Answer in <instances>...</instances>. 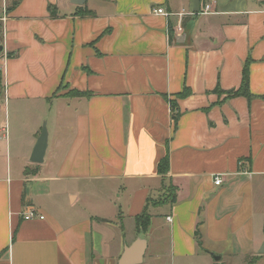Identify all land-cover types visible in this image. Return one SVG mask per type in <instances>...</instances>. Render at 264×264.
I'll return each instance as SVG.
<instances>
[{
  "label": "crops",
  "instance_id": "obj_1",
  "mask_svg": "<svg viewBox=\"0 0 264 264\" xmlns=\"http://www.w3.org/2000/svg\"><path fill=\"white\" fill-rule=\"evenodd\" d=\"M0 45V264H118L136 238L141 264H264V0H0Z\"/></svg>",
  "mask_w": 264,
  "mask_h": 264
},
{
  "label": "trees",
  "instance_id": "obj_2",
  "mask_svg": "<svg viewBox=\"0 0 264 264\" xmlns=\"http://www.w3.org/2000/svg\"><path fill=\"white\" fill-rule=\"evenodd\" d=\"M48 11L50 14L52 15H56V13L53 10L52 6H48ZM90 13V12H89ZM9 56H11L12 54L9 53ZM243 72H242V83L241 86L238 89H230L228 91H226L225 93L227 94L228 97L230 96H236V95H241V96H246L248 99H251V93L249 90V66H248V61H246L244 63L243 66ZM215 91H221V89L219 88H215ZM190 93V90L188 88H186V90H183V92L178 93L177 97H185L187 94ZM91 93L87 90H83L80 91L78 89H69L67 93H65V96H72V97H83V96H90ZM171 111L173 113V119L174 121H176V118L178 116L177 112H174L175 110V103L173 101H171ZM168 161H169V157L167 155V153L159 160L158 162V167H157V172L161 173V174H166L167 173V169H168ZM175 199V194H171L169 196V201L174 202ZM150 216L149 214H147L146 210L143 211L141 214L136 216V228L140 231H144L148 228L149 223H150ZM198 232V230H197ZM1 256V253H0ZM249 264H252V262H249Z\"/></svg>",
  "mask_w": 264,
  "mask_h": 264
},
{
  "label": "water",
  "instance_id": "obj_3",
  "mask_svg": "<svg viewBox=\"0 0 264 264\" xmlns=\"http://www.w3.org/2000/svg\"><path fill=\"white\" fill-rule=\"evenodd\" d=\"M72 3L80 5L85 0H71ZM0 50L2 46L0 45ZM40 135L37 137L35 144L30 155L29 160L33 163L41 164L47 148L48 131L46 128V122L43 121L40 129ZM146 240L144 238H136L130 245L124 247L123 252L118 257V264H141L143 262V256L146 252ZM264 253V250L261 251Z\"/></svg>",
  "mask_w": 264,
  "mask_h": 264
},
{
  "label": "rangeland",
  "instance_id": "obj_4",
  "mask_svg": "<svg viewBox=\"0 0 264 264\" xmlns=\"http://www.w3.org/2000/svg\"><path fill=\"white\" fill-rule=\"evenodd\" d=\"M19 107H17L15 104H10V106L5 105V132H7V135H9L10 131L15 130L17 131V134H20L24 136V138H26V135L28 133L27 128L29 123L32 122L33 120V116L32 113L33 111H31L32 109L29 108L30 111L24 109L23 111H21L20 109H18ZM41 112V110H40ZM43 116H45L44 120L46 122V128L47 131L50 132V134H52V117L51 116H47V113H43ZM11 160L12 165L15 166L18 161H17V154L15 153V151H13V149L11 150ZM149 251V250H148ZM149 255V252L146 253V257Z\"/></svg>",
  "mask_w": 264,
  "mask_h": 264
},
{
  "label": "built area",
  "instance_id": "obj_5",
  "mask_svg": "<svg viewBox=\"0 0 264 264\" xmlns=\"http://www.w3.org/2000/svg\"><path fill=\"white\" fill-rule=\"evenodd\" d=\"M156 14H160V15H163V16H169V14H172V13H168L166 10H164L163 7L161 6H157V7H154L153 9ZM215 12L214 9H212L211 7V4L210 3H205L202 7V10H201V13H213ZM187 14V12H183V13H179V15H183V14ZM223 181V176L222 174H218L215 175L213 177V183L214 185H218V184H221ZM44 217L43 214L39 213V211L34 208V207H28L27 210L22 214V218L27 220V219H41ZM167 220L168 221H171L172 218L171 216H167Z\"/></svg>",
  "mask_w": 264,
  "mask_h": 264
}]
</instances>
